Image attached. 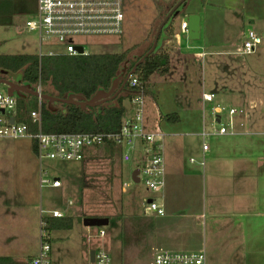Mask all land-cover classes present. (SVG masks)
Instances as JSON below:
<instances>
[{
    "label": "rangeland",
    "instance_id": "1",
    "mask_svg": "<svg viewBox=\"0 0 264 264\" xmlns=\"http://www.w3.org/2000/svg\"><path fill=\"white\" fill-rule=\"evenodd\" d=\"M21 1L19 14H13L7 19L12 26L2 29L0 27V43L4 41L0 45V53L35 54L38 50L36 33L27 30L24 25L28 15H32L35 10L36 0ZM177 1L124 0L121 35L83 36L78 40L92 53L128 50L129 60L125 62L127 68L129 63L149 46L158 24L167 14L165 11ZM7 4L9 8V0ZM185 7L200 13L201 36L197 39L187 37L184 40L200 47L194 50L197 53L196 58L191 55L178 57L173 54L175 52L171 45H164L162 42V48L171 54V62L166 74L154 73L146 85L147 92L148 90L150 92L146 94L145 99L147 125L150 126L149 122L151 125L159 123L157 116L161 106L165 111L180 114L183 112L181 122L175 121L168 127L161 123L159 127L166 131L168 129L177 132L192 131L194 128L186 122L184 119L186 116L190 119L196 118L199 123L204 121L206 129L213 124L212 127H215L218 124L213 122L212 107L219 104L242 109L235 119L243 125L247 123L248 129H264V0H185L173 17V22L171 20L175 31L182 32L180 11ZM251 28L260 35V43L253 53L241 54L244 34ZM165 33L163 37L166 36ZM183 35L185 36L184 32ZM49 47L58 48L43 43L42 50ZM125 71L121 73L123 76ZM172 73L180 74L176 77L178 83H174L166 76ZM156 74L163 76L160 83L156 82L158 79ZM181 76L183 81L185 80L184 83ZM0 77L19 81L20 73L1 70ZM5 88L0 84L1 91H5ZM203 90L213 92L216 99L205 102L202 113L199 96ZM24 98L29 108L36 105L33 96ZM49 105L54 110L61 108L59 104ZM221 119L223 123L227 122V111L221 113ZM181 138L186 143L185 152L193 156L190 152L200 145V137L194 135ZM89 156L82 161L44 159L41 163L42 168L47 169L49 175L58 176L62 186L58 189L40 188L38 185L40 165L32 149V141L28 138H0L1 256L9 255L17 261L24 262L35 257L39 249L40 217L55 207L65 216H72L74 223L69 229L50 232L48 230L51 264H87L82 255L83 239L90 247L102 243L110 255L111 264L120 263L119 216L122 212H127L128 207L140 210L141 214L145 198L153 196L159 199V193L149 192L141 181H132L134 161L121 162L117 154L111 156L103 154L101 150H94ZM200 159L196 156L195 162ZM124 183L125 188L122 185ZM86 216L108 217V224L103 226L106 234L102 240L96 238L88 240L87 230L78 219ZM160 218L152 222L155 230L154 242L152 241L155 252L165 249L193 250L190 246L191 240L195 241V233L192 234L193 237L191 235L184 237L182 228H177L173 224L172 233L166 228L164 233L159 234L156 225ZM91 233H95L94 228L91 229ZM209 241L206 239L207 246ZM222 256L227 262L228 254ZM233 260L234 263L238 262Z\"/></svg>",
    "mask_w": 264,
    "mask_h": 264
},
{
    "label": "crops",
    "instance_id": "2",
    "mask_svg": "<svg viewBox=\"0 0 264 264\" xmlns=\"http://www.w3.org/2000/svg\"><path fill=\"white\" fill-rule=\"evenodd\" d=\"M186 7L183 11L181 9V16L188 13H197L200 16V38L201 15L198 11ZM13 14H19V0L10 2L9 8L8 5L0 7L1 29L12 26L7 19ZM170 26V33H165L166 36L163 37L164 45H171L175 52L173 54L178 57L191 55L196 58L197 53L194 50L200 45L184 40L188 36H186L187 31L181 28V23L182 32L175 31L173 24ZM124 67L125 65L122 69ZM176 74L166 76L174 83H178L176 77L180 74ZM161 77L163 76L156 74L158 78L156 82L160 83ZM181 79L184 83L182 76ZM19 83L23 84L20 80ZM148 93L150 94L149 90ZM200 96L203 113L204 104L207 101L204 102ZM124 106L125 112L122 119L130 111L131 106L128 99L124 101ZM161 108L160 106L157 116L159 123L151 125L149 122V127L159 129L165 134V186L158 199L164 207V214L158 215L148 208V199L153 196L145 198L143 214H140V210L130 207L127 212H122L118 218L120 219L118 223L120 226L119 264H152L155 253V247L152 244L155 230L152 222L158 217H161L156 225L159 234L164 233L166 228L172 233L173 224L177 228H182L184 237L189 235L193 237L192 234L195 233V241L190 239L192 241L190 247L193 251L204 250L205 264H264V129L250 130L247 123L243 126L236 125L235 134L209 135L206 140L208 149L203 150L200 131L203 126L205 127L204 121L199 123L196 118L190 119L186 116L184 119L193 126L192 131L177 132L173 129L166 131L159 127L161 123L168 127L175 121L181 122L183 112L181 111L180 114ZM168 113H176L177 118L173 121L162 119L161 116ZM154 126L156 128H152ZM194 135L200 137L201 143L190 152L193 156H189L184 150L186 143L181 137ZM91 154L92 152L89 153L90 156ZM196 156L197 159L201 158L197 163L195 162ZM118 157L120 158L119 154ZM133 170L132 168V172ZM61 186L62 181L59 187L51 188L58 189ZM53 209L56 208L53 207ZM206 239L210 240L208 246ZM83 241L82 255L87 264H92L89 251L94 247L87 245L85 239ZM223 254H228L227 262L223 260ZM233 259L238 262L234 263Z\"/></svg>",
    "mask_w": 264,
    "mask_h": 264
},
{
    "label": "built area",
    "instance_id": "3",
    "mask_svg": "<svg viewBox=\"0 0 264 264\" xmlns=\"http://www.w3.org/2000/svg\"><path fill=\"white\" fill-rule=\"evenodd\" d=\"M124 0H36L33 14L25 20V27L34 31L37 37L38 50L35 53L40 63L46 56L87 55L79 37L83 36H118L123 32ZM181 28L187 31V23L181 22ZM260 35L254 29L245 32L241 54L253 53L260 43ZM43 43L57 46V49L42 50ZM81 47V51L78 50ZM126 85L133 88L134 94L129 99V114L122 119L119 129L113 131H44L41 125V107L45 100L42 97L41 82L38 78L30 85L37 92L36 106L29 110L30 124L18 118L16 94L10 95L0 90V138H28L36 144V157L39 161L38 185L42 187H59L58 176L49 175L42 168L44 159L82 161L94 150H99L105 143H114L118 147L121 162L134 161L138 182H142L149 192L163 191L165 186L164 136L159 129H151L145 118L146 88L141 79L133 73L129 75ZM202 100L211 102L214 93L203 90ZM214 122L218 126L200 131L202 149H208V136L211 134L236 133V125L243 126L235 119L242 109L234 106L215 104L212 107ZM227 111V122L221 120V113ZM13 118L11 121L10 118ZM218 119V121H216ZM192 160V158H191ZM132 178V177H131ZM132 181H134L132 179ZM126 184H123L124 188ZM148 208L158 215L164 214V207L158 199L150 197ZM42 211V210H41ZM63 217L58 209L49 210L40 217L39 249L28 264H51V244L48 229L45 227V216ZM87 238L102 240L105 237L103 226H85ZM95 233H91V229ZM94 249L92 264H111L110 255L102 243ZM203 249L196 251L159 250L154 253L152 264H205Z\"/></svg>",
    "mask_w": 264,
    "mask_h": 264
},
{
    "label": "trees",
    "instance_id": "4",
    "mask_svg": "<svg viewBox=\"0 0 264 264\" xmlns=\"http://www.w3.org/2000/svg\"><path fill=\"white\" fill-rule=\"evenodd\" d=\"M13 0H9V3ZM19 0V6L21 5ZM8 5L7 0H0V7ZM174 5V4H173ZM167 8L165 14L171 9ZM23 11H26L22 8ZM28 10V9H27ZM164 14V15H165ZM171 19L164 23L160 30L157 44L152 52L139 62V59L148 51L149 46L126 68L125 74L136 64L133 74L137 75L145 88L149 77L158 73L164 75L168 72L170 55L162 48V38L167 30L171 31ZM154 38V37H153ZM128 50L111 53H92L87 55H56L43 57L39 63L36 54H0V71L20 73V81L23 84L34 85L38 78L41 82L42 94L66 98L67 96L81 95L90 99L97 91H108L113 80L119 75L123 65L129 58ZM121 81L119 82L120 85ZM118 85V86H119ZM134 94L133 88L127 85L118 92L113 99H108L96 106L81 108L75 104H67L59 101L61 108L56 110L50 108L47 100L42 102L41 125L44 131H113L119 129L125 112L124 101L130 99ZM146 94H148L146 89ZM31 96L30 94L25 97ZM35 98V97H34ZM113 102V103H112ZM112 103V104H111ZM108 106H107V105ZM36 106V105H35ZM35 106L31 107L34 108ZM24 96H19L17 101L18 118L27 122L34 129L29 117V110ZM162 119L173 121L177 118L176 113H168L161 116ZM32 149L36 153V144L32 142ZM103 154L115 155L118 147L114 143H105L100 148ZM96 151V150H95ZM118 155V154H117ZM81 222L82 217H78ZM46 228L50 230L69 229L72 227L73 218L70 216L44 217ZM0 264H28L17 261L10 256H0Z\"/></svg>",
    "mask_w": 264,
    "mask_h": 264
},
{
    "label": "water",
    "instance_id": "5",
    "mask_svg": "<svg viewBox=\"0 0 264 264\" xmlns=\"http://www.w3.org/2000/svg\"><path fill=\"white\" fill-rule=\"evenodd\" d=\"M185 0H178L171 9L167 12V14L163 17V19L160 21V23L157 26L156 32L154 34V38L152 41V44L148 51L139 59V62H141L145 56H147L150 52H152L157 44L158 37L160 34V30L164 23L169 19H172L179 11V7ZM179 8V9H178ZM182 20L187 23V36L189 39H197L199 38L200 33V16L197 13H188L182 16ZM78 50L81 51V47H78ZM136 67V64L132 67L130 71H128L124 76L123 74H119L114 80L113 83L108 91L99 90L97 91L90 99H85L81 95H74L71 94L67 96L66 98H60L56 96H51L47 94H42V97L47 100L48 105L59 101L62 103L67 104H75L78 105L81 108H86L87 106H96L108 99H113L118 92H120L124 86L126 85V81L130 74L134 72V69ZM125 71V67L122 69V73ZM118 87H115L119 84ZM0 84H3L6 87V91L8 94L13 95L16 94L17 96H24L25 94H31L36 96L37 92L31 88L28 84H21L19 81H12L3 77H0ZM50 106V105H49ZM51 108V107H50ZM10 120L12 121L13 118L11 117ZM137 172L138 170L135 169L132 172V179L134 181H138L137 178ZM109 219L108 217H99V216H86L82 218V224L84 226H105L108 224ZM89 257L90 261L93 262L94 259V249H91L89 251Z\"/></svg>",
    "mask_w": 264,
    "mask_h": 264
},
{
    "label": "flooded vegetation",
    "instance_id": "6",
    "mask_svg": "<svg viewBox=\"0 0 264 264\" xmlns=\"http://www.w3.org/2000/svg\"><path fill=\"white\" fill-rule=\"evenodd\" d=\"M122 73V70L120 71V74ZM125 75V74H124Z\"/></svg>",
    "mask_w": 264,
    "mask_h": 264
}]
</instances>
